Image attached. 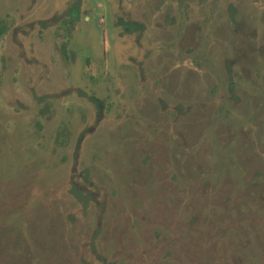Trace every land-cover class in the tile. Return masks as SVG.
<instances>
[{"label": "rangeland", "instance_id": "1", "mask_svg": "<svg viewBox=\"0 0 264 264\" xmlns=\"http://www.w3.org/2000/svg\"><path fill=\"white\" fill-rule=\"evenodd\" d=\"M0 264H264V0H0Z\"/></svg>", "mask_w": 264, "mask_h": 264}, {"label": "trees", "instance_id": "2", "mask_svg": "<svg viewBox=\"0 0 264 264\" xmlns=\"http://www.w3.org/2000/svg\"><path fill=\"white\" fill-rule=\"evenodd\" d=\"M126 28H129V27L126 26Z\"/></svg>", "mask_w": 264, "mask_h": 264}]
</instances>
